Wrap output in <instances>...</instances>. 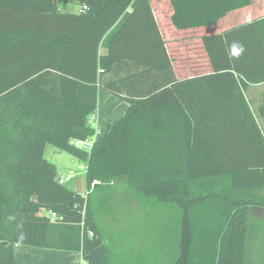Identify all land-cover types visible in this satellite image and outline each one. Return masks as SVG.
I'll return each instance as SVG.
<instances>
[{
    "label": "trees",
    "instance_id": "obj_1",
    "mask_svg": "<svg viewBox=\"0 0 264 264\" xmlns=\"http://www.w3.org/2000/svg\"><path fill=\"white\" fill-rule=\"evenodd\" d=\"M68 2L80 10L0 0V264H16L15 243L128 264L99 215L118 192L183 208L173 264H241L248 207L264 206L247 98L264 85V15L215 33L251 0ZM99 89L126 102L106 129L88 121ZM97 132L89 150L73 144ZM46 144L85 164L87 194L59 183Z\"/></svg>",
    "mask_w": 264,
    "mask_h": 264
},
{
    "label": "rangeland",
    "instance_id": "obj_2",
    "mask_svg": "<svg viewBox=\"0 0 264 264\" xmlns=\"http://www.w3.org/2000/svg\"><path fill=\"white\" fill-rule=\"evenodd\" d=\"M73 7L74 5L71 4L66 5V8ZM61 8L65 9V6L62 5ZM263 15L264 0H251L248 6L226 13L208 30L213 32L226 30ZM263 88L252 86L250 90H247V98L264 133V116L258 114V109L264 101ZM113 98L116 101L101 99L100 95L97 114L104 128L107 127V121L114 123L113 119H119L126 107V102L122 99L119 98L120 101L117 97ZM115 102H121V104L116 106ZM91 125L100 128L96 121L91 122ZM99 134L98 132L97 136ZM44 157L57 166L59 176H69L66 186L87 194L85 164L82 161L66 151L57 150L51 144H46ZM115 194V197H111L109 204L111 208L103 207L99 210V215L102 226L106 230L108 242L112 241L118 248L119 256L128 264H173L183 242L181 219L183 208L174 201L147 205L132 200L125 193ZM231 238L229 236L228 240ZM16 250L18 251L19 247ZM24 264H40V262L29 257L24 259Z\"/></svg>",
    "mask_w": 264,
    "mask_h": 264
},
{
    "label": "crops",
    "instance_id": "obj_3",
    "mask_svg": "<svg viewBox=\"0 0 264 264\" xmlns=\"http://www.w3.org/2000/svg\"><path fill=\"white\" fill-rule=\"evenodd\" d=\"M67 4L74 5V7L66 8ZM62 5L65 6V9L61 8ZM62 5L60 6L61 10H66L70 12L79 11L81 8L80 5L75 2H68ZM222 31L220 30L215 33H220ZM262 85L263 84L250 85L248 87V90H250L252 86H255L256 88L260 86L264 87V85L263 86ZM101 93H104V94H101ZM100 95H101V99L108 100V101H116L115 98H113L116 96L112 95L111 93H108L107 91L103 89H99L98 106L100 104ZM115 103H116V106L121 104V102H115ZM98 106H97V110H98ZM113 120L116 121L117 119H113ZM100 121H101V118L99 117V114H97L96 123L98 126H100V128L106 129L108 126H111L113 124L111 123L113 121L111 122L107 121V127L104 128L102 124L100 123ZM260 193L264 194V189L260 190ZM20 244L15 243L14 245L16 264H24V259H27L29 257H32L33 259L38 260L40 264H81L83 262L81 253L78 251H67V250L42 248V247H34V246L29 247L28 245L25 246L21 244L22 245L21 246ZM18 247H19V250L17 251L16 249ZM241 264H264V206L259 205V204H251L248 207V219L246 221L243 257H242Z\"/></svg>",
    "mask_w": 264,
    "mask_h": 264
},
{
    "label": "built area",
    "instance_id": "obj_4",
    "mask_svg": "<svg viewBox=\"0 0 264 264\" xmlns=\"http://www.w3.org/2000/svg\"><path fill=\"white\" fill-rule=\"evenodd\" d=\"M97 120V113L96 114H91L88 117V121L91 122H95ZM98 133V132H97ZM97 133L95 134V136H93L92 138L89 139H85V140H74L73 144L77 147L89 150L92 146V143L94 140H96L97 138ZM69 180V176L65 175V176H59L58 181L60 184H65L67 181ZM97 180H94L92 184L97 183ZM48 214L53 218L54 217V213L48 212ZM81 264H85V262H82Z\"/></svg>",
    "mask_w": 264,
    "mask_h": 264
},
{
    "label": "clouds",
    "instance_id": "obj_5",
    "mask_svg": "<svg viewBox=\"0 0 264 264\" xmlns=\"http://www.w3.org/2000/svg\"><path fill=\"white\" fill-rule=\"evenodd\" d=\"M236 52H237V54L239 53V51H242V49H234Z\"/></svg>",
    "mask_w": 264,
    "mask_h": 264
},
{
    "label": "water",
    "instance_id": "obj_6",
    "mask_svg": "<svg viewBox=\"0 0 264 264\" xmlns=\"http://www.w3.org/2000/svg\"><path fill=\"white\" fill-rule=\"evenodd\" d=\"M63 2H64V3H66V2H67V0H63Z\"/></svg>",
    "mask_w": 264,
    "mask_h": 264
}]
</instances>
